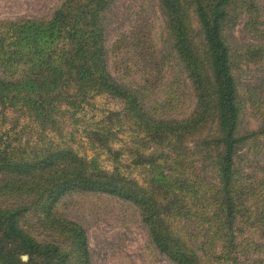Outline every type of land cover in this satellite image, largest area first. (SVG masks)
<instances>
[{
    "label": "trees",
    "instance_id": "16d2710c",
    "mask_svg": "<svg viewBox=\"0 0 264 264\" xmlns=\"http://www.w3.org/2000/svg\"><path fill=\"white\" fill-rule=\"evenodd\" d=\"M78 1H68L50 21L39 25L11 23L7 27L13 39L24 42L29 49L24 54L28 70L11 76L0 74V115L4 116L6 110L16 112V119L24 117L30 131L21 141L19 133L12 136L11 128L0 130V197L10 200L0 205V264H90L83 228L63 220L57 211L59 200L70 192H99L130 201L140 209L152 243L160 252L174 264H202L175 232L184 211L191 212L186 201L199 200L195 187L201 189L200 184L187 177L191 167L188 155L170 151L169 145L197 133L210 119L215 120L216 135L198 142L206 154L214 149V155L205 158L217 171V184L204 200L206 208L202 212L213 210L206 239L220 243L219 260L233 262V225L239 210L233 158L239 141L240 109L230 52L222 35L227 1L194 0L193 12L205 41L201 57L193 50L187 32L186 8L192 5L190 0H159L173 46L197 98L195 110L182 119L151 117L137 92L107 72L102 13L110 0ZM97 94L124 101L122 112L142 135L140 142L119 148L111 145L120 142L122 121H113L117 112H110L85 130L84 144L92 155L80 154L70 143L58 139V144L51 146L43 141L46 129L54 131L47 126L49 123L74 117ZM259 131L264 133V118ZM148 143L165 149L151 150L153 145L145 147ZM136 145L145 147L144 152ZM125 155L131 162L122 159ZM132 165L133 172L140 169L146 173L143 184L128 171ZM186 185H193L194 195L190 198L185 194ZM30 214L38 227L54 237L64 232L70 239L68 246L36 239L23 222ZM24 254L28 256L26 261L21 260Z\"/></svg>",
    "mask_w": 264,
    "mask_h": 264
},
{
    "label": "rangeland",
    "instance_id": "374dc122",
    "mask_svg": "<svg viewBox=\"0 0 264 264\" xmlns=\"http://www.w3.org/2000/svg\"><path fill=\"white\" fill-rule=\"evenodd\" d=\"M68 1L0 0V38H4L0 44V74L11 76L12 73L28 70L24 54L29 49L24 42L17 43L13 39L7 29L9 24L39 25L50 21ZM72 1L74 4L81 2ZM226 1L228 15L223 21L222 35L230 52L231 72L240 109L239 141L233 158V183L237 189L235 202L239 207L233 225L235 259L231 263L218 259L220 243L206 239L208 217L213 210L208 209L202 214L206 208L204 200L211 194V187L217 184V171L205 158L212 157L214 149L206 154L207 151L204 153L205 148L200 147L198 142L216 135L214 119L206 121L197 133L186 135L180 142L169 145L170 151L188 155L191 167L187 177L199 182L201 188L195 187L199 200L193 203L186 201L191 212L187 214L184 211L175 232L202 264H264V133L259 131L264 118V0ZM190 3L192 5L186 8L187 32L193 50L203 57L205 41L193 12L194 0ZM102 19L107 72L116 81L137 92L151 117H188L196 108L197 98L191 79L173 46L159 0H110ZM204 74L209 78L205 66ZM124 107V101L119 98L97 94L74 117H66L62 123H49L47 126L54 131L46 129L43 141L51 146L58 139L70 143L80 154L92 155L84 144L85 130L110 112H117L113 121H122L118 134L120 142L113 141L111 145L114 148L132 146L133 141L140 142L143 137L122 112ZM4 113V116L0 115V130L11 128L12 136L19 133L17 136L25 141L30 131V127L25 126L27 120L24 117L16 119L18 115L12 110ZM128 115L131 116L130 113ZM73 120L74 124H71ZM149 145H153L151 150L165 149L151 143L145 147ZM145 147L136 145L142 153ZM122 159L131 162L126 155ZM134 168L132 165L128 171L143 184L146 173L140 169L133 172ZM192 186L185 187L187 198L194 195ZM165 194L167 196L169 192ZM7 201L10 200L0 197V205ZM57 211L63 220L83 228L90 264H174L152 243L140 209L130 201L99 192H70L59 200ZM23 222L39 241L57 242L64 247L70 242L64 232L54 237L48 230L38 227L31 214ZM214 230L208 232L211 234ZM22 256L21 260L28 259V256L27 259Z\"/></svg>",
    "mask_w": 264,
    "mask_h": 264
},
{
    "label": "water",
    "instance_id": "95a60500",
    "mask_svg": "<svg viewBox=\"0 0 264 264\" xmlns=\"http://www.w3.org/2000/svg\"><path fill=\"white\" fill-rule=\"evenodd\" d=\"M22 258H23V259H27V255H23Z\"/></svg>",
    "mask_w": 264,
    "mask_h": 264
}]
</instances>
